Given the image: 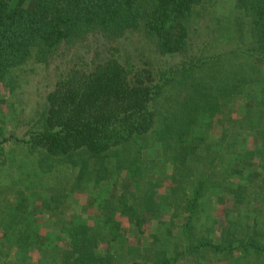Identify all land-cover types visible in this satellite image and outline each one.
<instances>
[{
    "label": "trees",
    "instance_id": "1",
    "mask_svg": "<svg viewBox=\"0 0 264 264\" xmlns=\"http://www.w3.org/2000/svg\"><path fill=\"white\" fill-rule=\"evenodd\" d=\"M3 90L20 103L0 171L36 158L0 196V264H264V0H0ZM123 170L126 189L68 212ZM169 209L171 248L117 247Z\"/></svg>",
    "mask_w": 264,
    "mask_h": 264
},
{
    "label": "rangeland",
    "instance_id": "2",
    "mask_svg": "<svg viewBox=\"0 0 264 264\" xmlns=\"http://www.w3.org/2000/svg\"><path fill=\"white\" fill-rule=\"evenodd\" d=\"M19 1H22V0H19ZM217 8L218 7H210L209 10L206 11L207 13L205 12L204 14L205 17L198 18L197 19L198 22H196V24L194 25H198L200 27L199 29L200 31H205L206 29H208V27L214 28L215 26H213V23L215 22V24L217 25L220 22V18H218L217 15L220 16V14L222 13V10H224L225 13L229 12V6L226 9H217ZM228 24H229V21L226 22L224 19H222L221 25H228ZM214 29L213 31H215ZM214 34H216V32H214ZM216 42L218 43L217 44L218 49L225 45H230L226 43L225 39L221 38L220 36L217 38ZM1 95L2 96H0V101H1L0 102V125L3 124L9 127L15 122V117H16L15 110H18V106L20 102L14 101L15 95H13V93L11 94L7 92V90L6 91L3 90ZM23 97H25L26 99L25 103H28L29 98L31 96L29 92L27 91ZM214 129H216V127ZM249 145L251 144L249 143ZM152 153L156 157V155L158 154L157 148H155ZM12 156L16 158L17 163H21L20 165L21 167L14 166L13 168L10 169L9 165L7 164L3 166L2 172L0 171V188L2 189L0 190V196L3 202H9L13 200L12 193H10L11 191L8 190L9 187L7 188L6 185L9 186V181L12 180L13 178H18V176L21 177L22 180L25 181V178H26L25 172L30 171V169L34 165L33 159L36 158L35 155H27L25 151L19 148L14 149ZM21 170H22V174H21ZM167 173H169V170ZM123 174H124V170L123 172H121L119 178L117 179V182L116 181L115 182L104 181L100 185H97L92 190L94 192L75 191L72 194H70L69 200H71V205L72 204L73 205L72 207L69 208L68 212L74 211V209H78L81 207L95 208L96 201L100 199V196L102 197L106 193H109V192L113 193V191L116 189V185L121 189H126L125 188L126 181L123 177ZM29 178L31 179L34 177L30 175ZM17 181L21 182V180H17ZM51 181H54L53 177L51 178ZM169 183H170L169 179H166L164 181V184L159 187V191L163 192L165 188L169 185ZM130 186H132V184ZM88 193H91V195ZM95 195L99 199L95 200V197H94ZM93 197H94V200H93ZM214 205L212 204L211 208L202 215L203 221H213L214 218L216 220H219V218L223 216L222 207L219 204H214ZM89 213L90 212H88V214ZM169 213H170V209L165 212H162L161 215L159 216L153 215L151 219L144 225V231L142 233L126 234L127 236L124 237V240L121 242V244H118L117 247H120L122 250L126 252V248L128 247L129 244H141L140 241L142 240L147 242L148 246L149 245L160 246L163 241L167 242L166 240L167 237H169L173 243L174 239H176L179 232L177 233V228H178L177 224H172V223L170 224L169 219H168ZM158 219H159V223H157ZM89 220H90V216H89ZM160 221H164V222H160ZM176 221L178 222V218L176 219ZM126 223L127 222H124V224ZM168 225H171L170 233H168V231L166 230V227ZM42 229L45 230L46 228L42 227ZM154 233L158 235L159 240L157 241L153 240ZM138 237H140L141 239L138 240ZM167 244L169 245L170 248L172 247L169 244V242H167ZM146 246L147 245L141 244L142 249L145 248ZM101 250L102 251L110 250V252H113L116 254V243L113 246L112 244H108L106 242H105V245L104 243H101ZM176 264H189V263L187 261L181 260V261H178ZM190 264H224V261H218L215 259L214 256H211V257L207 256L205 258L198 259L197 261L191 260Z\"/></svg>",
    "mask_w": 264,
    "mask_h": 264
}]
</instances>
